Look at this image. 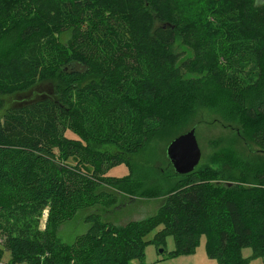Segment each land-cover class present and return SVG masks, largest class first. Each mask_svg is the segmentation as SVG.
Listing matches in <instances>:
<instances>
[{"label": "trees", "instance_id": "16d2710c", "mask_svg": "<svg viewBox=\"0 0 264 264\" xmlns=\"http://www.w3.org/2000/svg\"><path fill=\"white\" fill-rule=\"evenodd\" d=\"M211 1L223 32L200 0H0V238L11 254L0 264H130L168 235L177 244L169 257L195 252L202 235L218 264H248L245 248L264 255V171L249 186L215 183L197 168L176 173L156 213L119 226L93 212L73 242L58 236L78 211L111 210L132 186L131 176L107 172L131 165L125 155L144 148L165 113H183L176 94L187 89L185 72L201 76L187 84L194 96L202 74L211 77L256 123L251 137L264 150V0ZM179 42L193 55L173 52ZM215 46L226 59L254 63L256 81L229 84ZM50 82L53 96L5 107L1 96Z\"/></svg>", "mask_w": 264, "mask_h": 264}, {"label": "rangeland", "instance_id": "374dc122", "mask_svg": "<svg viewBox=\"0 0 264 264\" xmlns=\"http://www.w3.org/2000/svg\"><path fill=\"white\" fill-rule=\"evenodd\" d=\"M199 4L208 18L206 20L211 22V28L217 32L225 31L224 19L216 15L217 9L212 6V1L200 0ZM69 36L70 32L67 31L61 36V40L66 41ZM217 48L218 50L215 46V58L218 63L223 64L224 76L229 84L236 83L240 89L256 81L258 72L254 63L226 59L221 52L222 47ZM171 50L179 54L180 58L193 55L192 50L181 42L171 47ZM184 74L188 85L191 81L201 78L199 74L193 72ZM202 75L203 88L197 91L195 96L188 91L187 84L183 86L187 88L186 90L180 95L176 94V102L183 108V113L175 119L171 118L172 112H168L167 115L165 113L162 128L148 138L144 148L135 154L125 155L131 165L124 161L108 170L107 174L110 176L132 178L133 184H130L132 186L125 191L122 189L117 205L107 211L99 205L78 211L73 219L59 227L60 240L71 243L78 235L85 233L90 227L86 217L93 212L101 214L104 221L108 220L119 226L156 213L183 175L176 174L166 155L167 147L174 138L194 126L202 151L201 161L197 167L199 174L221 185L239 183L249 186L256 183L257 174L264 171V150L251 137L256 123L244 115L243 110L214 84L211 77L205 73ZM55 84L42 83L26 92L1 97L5 100L6 108L21 106L53 96ZM4 111L0 110V117ZM66 135L77 137L70 130L66 131ZM112 150L117 152L115 148ZM46 213L44 211L40 215L41 228L45 227ZM162 227L151 232L147 239L154 237ZM176 247L175 237L168 235L159 246L154 243L147 245L144 260L135 259L130 264H218L216 259L208 256L205 235H202L195 252L169 257V252ZM253 253L252 248L243 250L244 256L250 257L248 264H264V255L253 256ZM0 257L6 263L11 262L5 237L0 238Z\"/></svg>", "mask_w": 264, "mask_h": 264}, {"label": "water", "instance_id": "95a60500", "mask_svg": "<svg viewBox=\"0 0 264 264\" xmlns=\"http://www.w3.org/2000/svg\"><path fill=\"white\" fill-rule=\"evenodd\" d=\"M177 174L194 171L201 161L202 151L196 136V126L174 138L166 151ZM163 252V249L160 250Z\"/></svg>", "mask_w": 264, "mask_h": 264}, {"label": "built area", "instance_id": "2783aa9c", "mask_svg": "<svg viewBox=\"0 0 264 264\" xmlns=\"http://www.w3.org/2000/svg\"><path fill=\"white\" fill-rule=\"evenodd\" d=\"M46 215H47V213H46ZM12 264H23V263H12Z\"/></svg>", "mask_w": 264, "mask_h": 264}]
</instances>
